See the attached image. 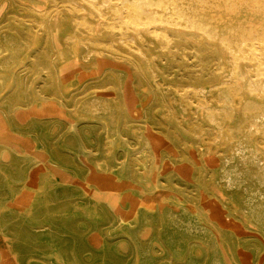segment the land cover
Returning <instances> with one entry per match:
<instances>
[{"label": "rangeland", "instance_id": "1", "mask_svg": "<svg viewBox=\"0 0 264 264\" xmlns=\"http://www.w3.org/2000/svg\"><path fill=\"white\" fill-rule=\"evenodd\" d=\"M92 1L0 0V264H264V0Z\"/></svg>", "mask_w": 264, "mask_h": 264}, {"label": "bare ground", "instance_id": "2", "mask_svg": "<svg viewBox=\"0 0 264 264\" xmlns=\"http://www.w3.org/2000/svg\"><path fill=\"white\" fill-rule=\"evenodd\" d=\"M91 1H92V0H91ZM94 1H95V0H94ZM94 1H92V2H94ZM97 1H98V0H97ZM106 1H107V0H106ZM229 1H230V0H229ZM235 1H236V0H235ZM237 1H238V0H237ZM241 1H242V0H241ZM253 1H255V0H253ZM84 2H85V1H84ZM101 2L104 3V0H102ZM111 2L113 3V2H117V1H111ZM111 2H110V3H111ZM227 2H228V1H226V3H227ZM245 2H246V1H245ZM249 2H250V1H249ZM251 2H252V1H251ZM251 2H250V3H251ZM257 2H258V1H257ZM88 3H89V2H88ZM97 3H98V2H97ZM97 3H96V4H97ZM99 3H100V2H99ZM107 3H108V1H107ZM107 3H105V4L108 5ZM234 3H235V2H234ZM260 3H262V2H260ZM89 4L91 5V3H89ZM254 4H255V3H254ZM90 5H89V6H90ZM101 5H102V3H101ZM137 5H138V4H137ZM137 5H135V6H137ZM229 5H230V4H229ZM251 5H252V4H251ZM256 5H257V4H256ZM258 5H259V4H258ZM87 6H88V5H87ZM89 6H88V7H89ZM92 6H93V5H91V7H92ZM108 6H109V5H108ZM133 6H134V5H133ZM129 7H130V6H129ZM129 7H128V8H129ZM139 7H140V6H139ZM139 7H138V8H139ZM93 8H94V7H93ZM108 8H109V7H108ZM123 8H124V7H123ZM228 8H229V7H228ZM94 9H95V8H94ZM99 9H100V7H99ZM125 9H126V8H125ZM134 9H135V8H134ZM134 9H133V12H134ZM139 9H140V8H139ZM97 10H98V9H97ZM126 10H127V9H126ZM135 10H136V9H135ZM92 11H94V10H92ZM95 11H96V10H95ZM127 11H128V10H127ZM98 12H99V11H98ZM98 12H97V13H98ZM131 12H132V11H131ZM141 13H142V12H141ZM99 14L101 15V12H100ZM99 14H98L97 16H99ZM127 14H128V13H127ZM129 14H130V13H129ZM132 14H133V13H132ZM138 15H139V14H138ZM142 15H143V14H142ZM146 15H149V14H146ZM146 15H145V16H146ZM125 16H126V15H125ZM127 16H128V15H127ZM127 16H126V17H127ZM130 16H131V15H130ZM130 16H129V17H130ZM139 16H140V15H139ZM145 16H144V17H145ZM175 16H176V15H175ZM99 17H100V16H99ZM126 17H125V18H126ZM132 17H133V16H132ZM132 17H131V18H132ZM134 17H135V16H134ZM150 17H151V16H150ZM91 18H93V17H91ZM125 18H124V20H125ZM181 18H182V17H181ZM183 18H184V17H183ZM113 19H114L113 21H115V17H114ZM139 19H140V18H139ZM148 19H149V18H148ZM148 19H147V21H148ZM117 20H118V19H117ZM119 20H120V22L122 21L121 17H120ZM126 20H127V19H126ZM126 20H125V21H126ZM128 20H129V19H128ZM158 20H159V19H158ZM178 20H180V19H178ZM76 21H77V20H76ZM83 21H84V20H83ZM113 21H112V22H113ZM133 21H135V19H134ZM133 21H132V22H133ZM141 21H142V20H141ZM145 21H146V20H145ZM183 21H184V20H183ZM116 22H117V24H121V23H118L119 21H116ZM116 22H115V23H116ZM135 22H136V21H135ZM155 22H156V21H155ZM157 22H158V21H157ZM126 23H127V22H126ZM130 23H131V19H130ZM136 23H138V22H136ZM136 23H134V24H136ZM152 23H153V22H152ZM161 23H162V22H161ZM193 23H194V22H193ZM193 23H192V24H193ZM124 24H125V22H124ZM134 24H131V25L133 26ZM156 24L158 25V23H156ZM84 25H85V23H84ZM121 25H122V24H121ZM125 25H127V24H125ZM125 25H124V26H125ZM137 25H138V24H136L134 27L136 28ZM150 25H153V24H150ZM195 25H196V24H195ZM37 26H38V25H37ZM82 26H83V25H82ZM82 26H81V27H82ZM112 26H114L113 23H112ZM117 26H119V25H117ZM138 26H139L138 28H140V25H138ZM147 26H148V25H146V27H147ZM144 27H145V26H144ZM160 27H161V26H160ZM193 27H194V26H193ZM197 27H198V26H197ZM82 28H83V27H82ZM110 28H112V27L110 26ZM119 28H120V27H119ZM125 28H127V27H125ZM114 29H115V28L113 27V30H114ZM117 29H118V28H117ZM117 29H115L116 32H117ZM121 29H122V28H121ZM121 29H118V31L120 30V32H121V31H122ZM127 29H129V28H127ZM200 29H201V28H200ZM89 30H90V29H89ZM115 30H114V31H115ZM133 30H134V29H133ZM140 30H141V29H140ZM152 30H153V29H152ZM152 30H151V31H152ZM154 30H156V29H154ZM114 31H113L112 33H114ZM130 31H131V29H130ZM130 31H129V32H130ZM138 31H139V30H138ZM161 31H162V30H161ZM192 31H193V30H192ZM45 32H46V31H45ZM116 32H115V33H116ZM155 32H156V31H155ZM157 32H158V30H157ZM165 32H167V31H165ZM106 33H107V32H106ZM117 33H118V32H117ZM132 33H133V31H132ZM132 33H131V35H132ZM168 33H169V32H168ZM118 34H119V33H118ZM120 34H122V33H120ZM164 34H166V33H164ZM44 35H45V34H44ZM134 35H135V33H134ZM157 35H158V34H157ZM161 35H162V34H161ZM119 36H121V35H119ZM122 36H124V35H122ZM122 36H121V38H122ZM126 36L128 37V35H125V37H126ZM137 36H138V34H137ZM164 36H165V35H164ZM125 37H124V40L126 39ZM156 37H157V36H156ZM129 38H130V37H129ZM164 38H166V37H164ZM130 39H131V38H130ZM44 41H45V40H44ZM258 41H259V40H258ZM50 43H51V42H50ZM127 43H128V41H127ZM236 43H237V42H236ZM244 43H245V42H244ZM46 44H47V43H46ZM125 44H126V43H125ZM130 44H131V43H130ZM238 44H239V43H238ZM241 44H242V43H241ZM52 45H53V44H52ZM235 45H236V44H235ZM242 45H243V44H242ZM45 46H46V45H45ZM238 46H239V45H238ZM238 46H237V47H238ZM49 47H50V46H49ZM83 47H84V46H83ZM117 47H118V46H117ZM228 48H229V47H228ZM228 48H227V49H228ZM240 48H242L241 45H240ZM42 49H43V48H42ZM47 49H48V47H47ZM230 49H232V48H230ZM50 50H51V49H50ZM87 50H88V49H87ZM237 50H238V49H237ZM241 50H242V49H241ZM51 51H55V50H53V48H52ZM51 51H50V52H51ZM84 51H85V50H84ZM230 51H231V50H230ZM234 51H235V50H234ZM238 51H239V50H238ZM2 52L4 53V51H2ZM41 52H42V51H40V53H41ZM241 52H242V51H241ZM40 53H39V54H40ZM53 53H54V52H53ZM53 53H51L52 55H49V56H53ZM230 53H231V52H230ZM238 53H240V52H238ZM41 54H42V53H41ZM44 54H45V53H44ZM137 54H138V53H137ZM0 55H1V54H0ZM87 55H88V54H87ZM105 55H106V54H105ZM46 56H47V55H46ZM110 56H111V55H110ZM234 56H235V53H234ZM238 57H239V56H238V54H237V55L235 56V58L238 59ZM85 58H86V57H85ZM235 58H232V59H235ZM255 58H256V57H255ZM48 59H50V57H48ZM237 59H235V60H237ZM4 60H5V59H4ZM9 60H10V59H9ZM33 60H34V58H33ZM50 60H52V58H51ZM83 61H84V60H83ZM232 61H233V60H232ZM6 62H7V61H5V63H6ZM37 62H38V61H37ZM51 62H52V61H51ZM81 62H82V61H81ZM84 62H85V61H84ZM3 63H4V62H3ZM85 63H86V62H85ZM233 63H235V62H233ZM259 63H260V62H259ZM82 64H83V63H82ZM92 64H93V63H92ZM49 65H50V64H49ZM84 65H85V64H84ZM89 65H90V62H89ZM0 66H1V65H0ZM7 66H8V65H7ZM80 66H81V65H80ZM92 66H93V65H92ZM50 67H51V66H50ZM53 67H54V66H53ZM53 67H51V68L53 69ZM84 67H85V66H84ZM139 67H140V66H139ZM231 67H232V66H231ZM235 67H236V66H235ZM4 68H5V67H4ZM86 68H87V67H86ZM237 68H238V67H237ZM5 69H6V68H5ZM89 69H90V68H89ZM86 70H87V69H86ZM236 70H237V69H236ZM22 71H23V70H22ZM24 71H25V70H24ZM110 71H111V70H110ZM51 73H52V72H51ZM56 73H57V71H56ZM37 74H38V73H37ZM52 74H53V73H52ZM54 74H55V73H54ZM54 74H53V75H54ZM105 74H106V73H105ZM50 75H51V74H50ZM0 76H1V74H0ZM36 76H37V75H36ZM55 76H56V75H55ZM76 76H77V75H76ZM33 77H34V76H33ZM53 77H54V76H53ZM261 77H262V76H261ZM263 77H264V76H263ZM34 78H35V77H34ZM124 78H125V76H124ZM2 79H3V78H2ZM52 80H53V79H51V82H52ZM54 80H55V79H54ZM54 80H53V81H54ZM118 80H120V78H118ZM120 81H121V80H120ZM144 81H145V80H144ZM249 81H250V80H249ZM255 81L257 82V80H255ZM59 82H60V81H59ZM117 82H118V81H117ZM117 82H116V83H117ZM252 82H253V80H252ZM252 82H251V83H252ZM258 82H259V81H258ZM1 83H2V82H1ZM56 83H57V82H56ZM56 83H55V84H56ZM248 83H249V82H248ZM254 83H255V82H254ZM254 83H253V84H254ZM48 84H49V83H48ZM111 84H112V83H111ZM118 84H119V83H118ZM120 84H121V83H120ZM253 84H252V85H253ZM257 84H258V83H257ZM50 85H51V83H50ZM57 85H58V84H57ZM114 85H115V84H114ZM114 85H113V86H114ZM121 85H122V84H121ZM161 85H162V84H161ZM224 85H225V84H224ZM252 85H251V87H252ZM259 85H260V84H259ZM119 86H120V85H119ZM255 86H256V84H255ZM257 86H258V85H257ZM49 87H50V86L48 85L47 88H49ZM56 87H57V86H54V88H56ZM58 87H59V86H58ZM141 87H142V86H141ZM249 87H250V85H249ZM16 88H17V87H16ZM50 88H52V87H50ZM218 88H219V87H218ZM227 88H228V87H227ZM252 88H253V87H252ZM257 88H258V90H261L259 87H257ZM181 89H182V88H181ZM215 89H216V88H215ZM253 89H254V88H253ZM53 90H54V89H53ZM57 90H58V89H57ZM57 90H55L56 93H58ZM191 90H192V88H191ZM217 90H218V89H217ZM231 90H232V88H231ZM231 90H230V91H231ZM255 90H256V92H258L257 89H255ZM49 91H51V90L49 89ZM197 91H198V90H197ZM225 91H226V90H225ZM233 91H235V90H233ZM45 92H46V91H45ZM51 92H52V91H51ZM53 92H54V91H53ZM181 92H182V91H181ZM193 92H194V91H193ZM199 92H200V91H199ZM251 92H252V91H251ZM251 92H250V93H251ZM254 92H255V91H253V93H254ZM12 93L14 94V92H12ZM42 93H43V92H42ZM56 93H55V94H56ZM229 93H230V92L228 91L227 94H229ZM231 93H232V92H231ZM7 94H8V93H7ZM13 94H12V95H13ZM15 94H16V93H15ZM44 94H45V93H44ZM44 94H43V95H44ZM51 94H52V93H51ZM59 94H60V93H59ZM187 94H188V93H187ZM196 94H197V93H196ZM234 94H236V93L234 92ZM234 94H232V95H234ZM257 94H258V93H257ZM9 95L12 96L10 93H9ZM46 95H47V94H46ZM185 95H186V94H185ZM192 95H193V94H192ZM230 95H231V94H230ZM230 95H229V97H230ZM238 95H239V94H238ZM7 96H8V95H7ZM17 96H18V95H17ZM50 96H51V95H50ZM53 96H54V94H53ZM187 96H188V95H187ZM225 96H226V95H225ZM234 96H236V95H234ZM234 96H232V97H234ZM3 97H5V95H4ZM55 97H56V95H55ZM229 97H228V98H229ZM5 98H6V97H5ZM10 98H11V97H10ZM18 98H19V96H18ZM56 98H58V97H56ZM59 98H60V95H59ZM59 98H58V100H59ZM162 98H163V97H162ZM181 98H183V97H181ZM223 98H224V97H222V99H223ZM226 98H227V97H226ZM228 98H227V99H228ZM230 98H231V97H230ZM237 98H238V97H237ZM19 99H20V98H19ZM19 99H18V100H19ZM48 99H49V98H48ZM50 99H51V97H50ZM158 99H159V98H158ZM187 99H188V98H187ZM189 99H190V98H189ZM0 100H1V99H0ZM18 100H17V101H18ZM27 100H28V99H27ZM41 100H42V99H41ZM56 100H57V99H56ZM142 100H143V99H142ZM155 100H156V99H155ZM179 100H180V99H179ZM185 100H186V99H184V101H185ZM201 100H202V99H201ZM239 100H240V99H239ZM51 101H52V100H51ZM156 101H157V100H156ZM162 101H163V100H162ZM180 101H182V99H181ZM223 101H224V100H223ZM19 102H20V101H19ZM41 102H42V101H41ZM157 102L160 103V100L157 101ZM168 102H170V101H168ZM185 102H186V101H185ZM199 102H201V101H199ZM220 102H221V101H220ZM220 102H218V103H220ZM4 103H5V102H4ZM20 103H21V102H20ZM29 103H30V102H29ZM155 103H156V102H155ZM209 103H210V102H209ZM218 103H217V104H218ZM226 103H228V102H226ZM230 103H231V102H230ZM233 103L236 105L235 102H233ZM21 104H22V103H21ZM21 104H19L18 102H14V100L11 101V102H9V105H8L6 111H4V112L2 113V114H3V118H4L2 124H4V125H5V124H8V125H9V124L12 123V122H14L13 124H15V121H16V120H15V119H16V118H15V117H16V112H15V111H16L17 108H21V107H20ZM25 104H26V103H25ZM152 104H153V103H152ZM156 104H157V103H156ZM168 104H169V103H168ZM168 104H167V108H168ZM171 104H172V103H171ZM221 104H222V103H221ZM165 105H166V104H165ZM226 105H227V104H226ZM235 105H234V106H235ZM0 106H1V105H0ZM4 106H6V105H4ZM4 106H2V107H4ZM120 106H121V105H120ZM159 106H160V104H159ZM218 106H219V105H218ZM223 106H224V104H223ZM30 107H31V106H30ZM226 107H229V106H226ZM226 107H225L224 109H227ZM95 108H96V107H95ZM154 108L157 109V106L153 107V109H154ZM169 108H170V106H169ZM172 108H173V106H172ZM217 108L219 109V107H217ZM0 109H1V107H0ZM25 109H26V108H25ZM153 109H151V110H153ZM224 109H223V110H224ZM4 110H5V109H4ZM214 110H215V109H214ZM216 110H217V109H216ZM219 110H221V109H219ZM219 110H218V111H219ZM230 110H231V109H230ZM2 111H3V110H2ZM154 111H155V110H153V112H154ZM169 111H170V110H169ZM218 111H217V112H218ZM228 111H229V109H228ZM153 112H152V113H153ZM155 112H157V111H155ZM173 112H174V111H172L171 113H173ZM211 112H212V111H211ZM209 113H210V112H209ZM212 113H216V112H212ZM219 113H220V112H219ZM100 114H101V113H100ZM217 114H218V113H217ZM165 115H167V114L165 113ZM174 115H175V113H173L172 116H174ZM227 115H228V114H227ZM258 115H259V114H258ZM260 115H261V114H260ZM162 116H164V115H162ZM167 116H168V115H167ZM252 116H253V115H252ZM160 117H161V116H160ZM165 117H166V116H165ZM170 117H171V116H170ZM213 117H214V114H213ZM218 117H219V115H218ZM225 117H226V115H225ZM232 117H233V115H232ZM161 118H162V117H161ZM168 118H169V117H168ZM168 118H167V121H168ZM173 118L175 119V116H174ZM219 119H220V118H219ZM221 119H222V117H221ZM226 119H227V118H226ZM231 119H232V118H231ZM249 119H250V118H249ZM253 119H254V118H253ZM255 119H256V118H255ZM257 119H258V118H257ZM160 120L162 121V119H160ZM208 120H209V119H208ZM211 120H214V119H211ZM251 120H252V119H251ZM262 120H263V118H262ZM156 121H157V120H156ZM163 121H164V120H163ZM170 121H171V120H170ZM218 121H219V120H218ZM254 121H255V120H254ZM259 121H261V120H259ZM58 122H59V121H58ZM151 122H152V121H151ZM159 122H160V121H159ZM159 122H158V123H159ZM194 122H195V120H194ZM196 122H197V121H196ZM257 122H258V121H257ZM124 123H125V122H124ZM163 123H164V122H163ZM252 123H253V122H252ZM260 123H261V122H260ZM13 124H11V125H13ZM105 124H106V123H105ZM167 124H168V123H167ZM254 124L256 125L257 123H254ZM178 125H179V124H178ZM189 125H190V124H189ZM194 125L196 126V124H194ZM67 126H68V125H67ZM159 126H160V125H159ZM187 126H188V125H187ZM192 126H193V124H192ZM195 126H194V127H195ZM260 126H262V125H260ZM15 127H16V126H15ZM249 127H250V126H249ZM254 127L256 128V126H254ZM257 127H259V125H258ZM9 128H10V127H9ZM12 128H13V126H12ZM20 128H21V127H20ZM71 128H72V127H71ZM71 128H70V130H71ZM165 128H166V127H165ZM189 128H191V126H189ZM198 128L201 130V127H198ZM192 129H194V128L192 127ZM192 129H191V130H192ZM199 129H198V130H199ZM227 129H228V128H227ZM237 129H238V128H237ZM196 130H197V126H196ZM202 130H203V129H202ZM246 130H247V129H246ZM249 130H250V128H249ZM249 130H248V131H249ZM256 130H257V128H256ZM186 131H187V129H186ZM188 131H189V130H188ZM188 131H187V134H188ZM194 131H195V130H194ZM225 131H226V130H225ZM196 132H197V131H196ZM198 132H200V131H198ZM250 132H251V131H250ZM189 133H190V132H189ZM191 133H192V132H191ZM193 133H194V132H193ZM201 133H202V131H201ZM224 133H225V132H224ZM74 134H75V133H74ZM196 134H197V136L199 137L198 133H196ZM196 134H195L194 136H196ZM228 134L230 135V132H229ZM235 134H236V133H235ZM221 135H222V133H221ZM245 135H246V134H245ZM249 135H250V134H249ZM59 136H60V135H59ZM192 136H193V135H192ZM167 137H168V135L166 136V138H167ZM172 137H173V136H172ZM201 137H202V136H201ZM221 137H222V136H221ZM224 137H225V136H224ZM245 137L247 138V136H245ZM168 138H169V137H168ZM226 138H227V137H226ZM228 138H230V141H232V140H231V137H228ZM228 138H227V140H228ZM239 138H240V137H239ZM242 138H243V137H242ZM242 138H240V139H242ZM224 139H225V138H224ZM224 139H223V140H224ZM225 140H226V139H225ZM247 140H248V139H247ZM176 141H177V140H176ZM178 141H179V140H178ZM210 143H211V142H210ZM235 143H236V142H235ZM106 145H107V144H106ZM228 145H229V144H228ZM231 145H232V144H231ZM236 145H238V144H236ZM243 145H244V144H243ZM245 145H247V144L245 143ZM113 147H114V146H113ZM228 147H229V146H228ZM240 147H241V146H240ZM3 148H4V147H3ZM3 148L1 147L0 149L3 150ZM148 148H149V146H148ZM174 148H175V147H174ZM236 148H238V146H237ZM198 149H199V148H198ZM198 149H197V150H198ZM227 149H228V148H227ZM231 149H232V148H231ZM233 149H235V147H234ZM238 149H239V148H238ZM238 149H237V150H238ZM243 149H244V148H242L241 150H243ZM2 150H1V151H2ZM144 150H145V149H144ZM147 150H148V149H147ZM235 150H236V149H235ZM245 150H247V148H245ZM245 150H243V151H245ZM3 151H4V150H3ZM5 151H7V150H5ZM150 151H151V150H150ZM150 151H148V152H150ZM225 152H226V151H225ZM232 152H233V151H232ZM235 152H236V151H235ZM235 152H234V153H235ZM103 153H104V152H103ZM144 153H146V152H144ZM198 153H199V151H198ZM200 153H201V152H200ZM230 153H231V152H230ZM239 153H240V152H239ZM243 153H244V152H243ZM241 154H242V153H241ZM241 154H239V155L242 156ZM223 155H224V152H223ZM246 155H247V154H245V156H246ZM147 156H148V155H147ZM147 156H146V157H147ZM151 156H153V155H151ZM234 156H235V155H234ZM111 157H112V156H111ZM149 157H150V156H149ZM203 157H204V156H203ZM218 157H219V156H218ZM247 157H248V156H247ZM199 158H200V154H199ZM224 158H228V152H227V157H224ZM230 158H231V157H230ZM235 158H236V157H235ZM240 158H242V157H240ZM244 158H245V157H244ZM244 158H243V159H244ZM0 159H1V158H0ZM147 159H149V158H147ZM150 159H152V158L150 157ZM200 159H201V158H200ZM233 159H234V158H233ZM243 159H242V160H243ZM245 159H246V158H245ZM245 159H244V160H245ZM99 160H100V159H99ZM99 160H98V162H99ZM109 160H110V159H109ZM223 160H224V159H223ZM226 160H227V159H226ZM238 160H240V159L238 158ZM252 160H253V159H252ZM252 160H251V163H252ZM153 161H154V159H153ZM228 161H229V162H232L233 160H232V161L228 160ZM235 161H236V160H235ZM0 162H2V161L0 160ZM98 162H97V163H98ZM110 162H112V161H110ZM145 162H146V161H145ZM148 162H149V161H148ZM150 162H152V161H150ZM150 162H149V163H150ZM229 162H228V163H229ZM240 162H241V161H240ZM153 163H154V162H153ZM201 163H202V162H201ZM203 163H204V162H203ZM241 163H242V162H241ZM246 163H247V162H246ZM4 164H5V163H4ZM105 164H106V163H105ZM151 164H152V163H150V165H151ZM222 164H224V163L222 162ZM233 164H234V163H233ZM145 165H146V164H145ZM150 165H149V166H150ZM220 165H221V164H220ZM227 165H228V164H227ZM238 165H239V164H238ZM250 165H251V164H250ZM252 165H253V164H252ZM256 165H257V164H256ZM258 165H259V163H258ZM147 166H148V165H147ZM202 166H203V165H202ZM236 166H237V164H236ZM236 166L234 165V167H236ZM97 167H98V166H97ZM97 167H96L95 169H97ZM150 167H151V169H152V165H151ZM203 167H204V166H203ZM222 167L225 168V166H222ZM231 167H232V164H231ZM240 167H241V166H240ZM257 167H258V166H257ZM259 167H260V166H259ZM147 168H148V167H147ZM236 168H237V167H236ZM242 168H243V166H242ZM149 169H150V168H149ZM205 169H206V168H205ZM220 169H221V168H220ZM220 169H219V171H220ZM234 169H235V168H234ZM240 169H241V168H239L238 170L240 171ZM261 169H263V168H261ZM1 170H2V169H1ZM97 170H98V169H97ZM146 170H148V169H146ZM242 170H243V169H242ZM255 170H256V167H255ZM87 171H88V170H87ZM98 171H99V170H98ZM148 171H149V170H148ZM230 171H232V169L229 170V172H230ZM245 171H246V170H245ZM248 171H250V170H247V172H248ZM256 171H257V170H256ZM260 171H263V170H260ZM88 172H89V171H88ZM130 172H131V171H130ZM130 172H129V173H130ZM150 172H151V171H150ZM209 172H210V171H209ZM220 172H222V171H220ZM226 172H227V170H226ZM226 172H225V174H226ZM232 172H233V171H232ZM236 172H237V171H236ZM241 172H242V171H241ZM247 172H245V173H247ZM250 172H251V171H250ZM230 173H231V172H230ZM251 173H252V172H251ZM1 174H2V173H1ZM106 174H108V173H106ZM132 174H133V173H132ZM132 174H131V175H132ZM231 174H232V173H231ZM237 174H239V172H237ZM247 174H250V173L248 172ZM86 175H87V174H86ZM142 175H143V174H142ZM233 175H235V174H233ZM254 175H255V174H254ZM254 175H253V176H254ZM259 175H260V173L257 175V172H256V176H259ZM262 175H263V174H262ZM227 176H228V175H227ZM231 176H232V175H231ZM238 176H239V175H238ZM238 176H237V180H239ZM253 176L250 175V179H251V177H253ZM223 177H224V176H223ZM223 177H222V178H223ZM232 177H233V176H232ZM242 177H245L244 174H243ZM259 177H261V176H259ZM259 177H258V178H259ZM263 177H264V175H263ZM5 178H6V177H5ZM227 178H229V176H228ZM254 178H255V177H254ZM254 178H253V179H254ZM261 178H262V177H261ZM18 179H19V178H18ZM230 179H231V178H230ZM232 179H234V178H232ZM244 179H245V178H244ZM256 179H257V177H256ZM263 179H264V178H263ZM224 180H225V179H224ZM227 180H228V179H227ZM234 180H236V178H235ZM246 180H247V178H246ZM246 180H245V181H246ZM254 180H255V179H254ZM258 180H259V179H258ZM258 180H257V182H258ZM204 181H205V180H204ZM225 181H226V180H225ZM230 181H232V180H230ZM247 181H248V180H247ZM252 181H253V180H252ZM260 181H261V180H260ZM238 182H239V181H238ZM238 182H237V183H238ZM241 182H242V181H241ZM228 183H229V182H228ZM232 183H233V182H232ZM237 183L235 182V184H237ZM239 183H240V182H239ZM254 183H256V182H254ZM254 183H253V185H254ZM258 183H260V182H258ZM261 183H264V180H263V182L261 181ZM205 184H206V183H205ZM230 184H231V183H230ZM242 184H243V183H242ZM262 185H264V184H262ZM235 186H236V185H235ZM237 186H239V184H237ZM18 187H19V186H18ZM248 187H249V186H248ZM262 187H263V186H262ZM22 188H23V187H22ZM91 188H92V186H91ZM254 188H255V187H254ZM254 188H252V189H254ZM99 189H100L102 192L107 191V187H105V185H103L102 182H99ZM228 189H229V188H228ZM236 189H237V188H236ZM250 189H251V188H250ZM252 189H251V190H252ZM257 189H258V188H257ZM20 190H21V189H20ZM20 190H19V191H20ZM254 190H256V189H254ZM259 190H260V189H259ZM97 191H98V190H97ZM252 191H253V190H252ZM257 192H258V195H259V191H257ZM257 192H255V193H257ZM252 194H253V192H252ZM246 195H247V194H246ZM263 195H264V193H263ZM263 195H262V196H263ZM214 196H215V195H214ZM223 196H224V195H223ZM251 196H252V195H251ZM255 196H256V195H255ZM230 197H231V196H230ZM248 197H250V196H248ZM256 197H257V196H256ZM250 198H251V197H250ZM252 198H253V197H252ZM254 198H255V197H254ZM263 198H264V197H263ZM216 199H219V198H216ZM246 199H248V198H246ZM259 199H260V197H259ZM252 200H253V199H252ZM252 200H251V201H252ZM254 200H255V199H254ZM254 200H253V201H254ZM249 201H250V200H249ZM262 201H263V200H262ZM246 202H247V201H246ZM257 202L259 203L260 201H257ZM219 203H220V202H219ZM225 203H226V202H225ZM225 203H224V204H225ZM250 203H251V202H250ZM252 203H253V202H252ZM255 203H256V202H255ZM258 203H257V204H258ZM261 203H262V202H261ZM259 204H260V203H259ZM263 204H264V201H263ZM225 205H226V204H225ZM225 205H224V206H225ZM247 205H248V204H247ZM250 205H251V204H250ZM261 205H262V204H261ZM261 205H260V207H261ZM244 206H245V205H244ZM252 206H253V205H252ZM262 206H263V205H262ZM226 207H227V206H226ZM247 207H249V208H247ZM247 207H246V208L250 210V207H251V206H247ZM256 207H257V206H256ZM258 207H259V206H258ZM125 208H126V207H125ZM125 208H124V210H125ZM139 208H140V207H139ZM239 208L241 209V207H239ZM109 209H110V208H109ZM227 209H228V208H227ZM229 209H230V207H229ZM240 209H239V211H240ZM243 209H244V207H243ZM247 209H246V210H247ZM257 209L259 210V208H257ZM232 210H233V209H232ZM251 210H252V209H251ZM254 210H255V209H254ZM258 210H257V211H258ZM261 210L263 211V209H261ZM261 210H260V211H261ZM227 211H228V210H227ZM239 211H238V212H239ZM243 211H245V210H243ZM247 211H248V210H247ZM138 212H139V211H138ZM252 212H253V211H252ZM252 212H251V213H252ZM263 212H264V211H263ZM230 213H231V212H230ZM234 213H235V212H234ZM241 213H243V212H241ZM257 213H258V212H257ZM138 214H139V213H137V215H138ZM243 214H244V213H243ZM246 214H247V213H246ZM254 214H256V213H254ZM228 215H229V212H228ZM232 215H233V213H232ZM234 215H235V214H234ZM234 215H233V216H234ZM244 215H245V214H244ZM256 215L258 216L259 213L256 214ZM256 215H255V218L257 217ZM260 215H261V214H260ZM229 216H230V215H229ZM229 216H228V217H229ZM246 216H247V215H246ZM251 217H252V216H249L248 219H250ZM261 217H262V216H261ZM261 217H260V219H262ZM234 219H236V218H234ZM257 219H258V218H257ZM237 220H238V219H237ZM258 220H259V219H258ZM263 220H264V219H263ZM256 221H257V220H256ZM259 221H260V220H259ZM236 222H237V221H236ZM254 222H255V220H254ZM242 223H243V222H242ZM263 223H264V221H263ZM205 224H206V223H205ZM240 224H241V223H240ZM214 225H215V224H214ZM258 225H259V224H258ZM260 225H262V223H261ZM188 226H189V225H188ZM209 226H210V225H209ZM215 226H216V225H215ZM215 226H213V227H215ZM218 230H219V229H218ZM139 236H140V235H139ZM233 244H234V243H233ZM242 244H243V243H242ZM212 249H213V248H212ZM256 252H257V251H256ZM255 256H256V255H255Z\"/></svg>", "mask_w": 264, "mask_h": 264}]
</instances>
